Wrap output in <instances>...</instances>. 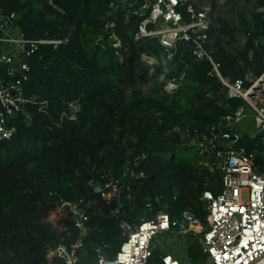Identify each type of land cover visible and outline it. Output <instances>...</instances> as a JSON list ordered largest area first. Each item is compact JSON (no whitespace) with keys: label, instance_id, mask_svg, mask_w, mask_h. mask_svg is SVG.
<instances>
[{"label":"trees","instance_id":"16d2710c","mask_svg":"<svg viewBox=\"0 0 264 264\" xmlns=\"http://www.w3.org/2000/svg\"><path fill=\"white\" fill-rule=\"evenodd\" d=\"M50 1L0 0L3 13L20 15L25 37L68 39L59 46L41 45L33 54L23 88L26 97L37 100L26 103L27 114L8 117L11 138L0 139V264H47L49 248L74 242L78 231L64 207L57 225L47 217L62 202L89 195L92 182L116 179L129 191L122 194L118 216H102L93 200L81 206L87 231L76 264H96V246L113 257L124 240L120 219L133 224L153 216L145 208L148 196L171 200L176 194L170 213L191 208L205 224L199 196L220 191L221 172L213 153L196 138L210 137L209 125L226 130L222 118L247 104L241 98L213 99L221 89L209 74L210 62L196 59L183 43L167 57L155 38L134 40L141 18L131 10L125 19L124 7H110L116 0ZM245 1L253 2L254 11L250 20L241 19L238 30L215 13L216 0H206L214 24L206 48L220 74L231 79L243 78L249 67L256 73L264 64V0ZM226 35L233 52L222 44ZM113 36L120 45L113 46ZM239 36L251 39L255 48L236 46ZM142 54L152 63L143 67ZM139 76L151 81L149 93L136 86ZM171 79L177 87L168 91ZM240 144L255 149L262 162L261 138L244 144L241 137ZM148 264H160L155 247Z\"/></svg>","mask_w":264,"mask_h":264},{"label":"built area","instance_id":"2783aa9c","mask_svg":"<svg viewBox=\"0 0 264 264\" xmlns=\"http://www.w3.org/2000/svg\"><path fill=\"white\" fill-rule=\"evenodd\" d=\"M119 5L125 9V19L131 10L141 18L134 40L155 38L167 57H172L178 44L183 43L196 59L210 62L209 74L218 79L225 98H241L247 104L252 125L264 143V135H260L264 133V70L255 76L250 74L248 78L231 79L220 74L218 62L212 59L206 48L210 42L208 31L214 26L207 6L187 0H116L110 7L115 9ZM260 9L264 10V5ZM19 18L18 13H3L0 9V139L11 138L13 128L7 125L8 117L18 112L27 114L26 103L36 102L25 96L23 88L29 80L33 54L41 45L59 46L68 41L58 37L27 38L18 23ZM113 26L110 22L106 28L110 30ZM113 38L116 40L113 45H120L117 38ZM141 59L152 60L143 54ZM176 87L174 79L165 85L168 91ZM70 110H75V107ZM240 117V112L233 117L225 116L222 125L226 130L212 133L210 137L196 138L213 153V165L221 172L220 191L214 194L204 190L199 196L205 211V224L191 208H183L177 214L170 213V203L176 194L171 200L159 195L148 196L145 208L154 211L153 216L148 219L142 217L133 224L120 219L123 242L111 258L102 253L101 246H96V264H148L154 247L162 249L160 264H185L181 248L184 245L182 241L189 234L199 235L198 241L207 264H264V159L258 162L256 150H248L240 144L241 134L233 128V123ZM97 185L100 198L105 203L116 202L112 216H118L122 194L129 189L116 179H109L103 184L92 182V192ZM82 200L61 203L77 228L78 237L69 245L58 244L49 248L47 264H52L54 257L62 258V264H76L77 250L87 231L88 218L81 208ZM196 225L198 230L194 229ZM164 234L168 235L169 248L165 242L155 244Z\"/></svg>","mask_w":264,"mask_h":264},{"label":"rangeland","instance_id":"374dc122","mask_svg":"<svg viewBox=\"0 0 264 264\" xmlns=\"http://www.w3.org/2000/svg\"><path fill=\"white\" fill-rule=\"evenodd\" d=\"M203 5L209 7L206 4V0L203 1ZM215 13L218 14L220 17L225 18L226 22L229 23L234 29L240 28V21L243 18L244 20H250L251 13L253 10V2H246L245 0H216L215 3ZM259 10V9H258ZM261 10V9H260ZM240 39H238V43L236 46H243V42L245 41L244 37L239 36ZM110 42V40H108ZM222 44L230 51L233 52L235 50V46L231 43L230 36L226 35L224 37H221ZM99 42V41H98ZM101 43V41H100ZM114 46V45H113ZM248 55L251 56V51L248 52ZM144 61L143 67H145L148 64H151L153 60L151 59H143ZM264 64H262L263 67ZM258 69L256 73L253 71L252 67H249V71L255 73L258 75V72H260L263 68ZM251 72H246L245 75L247 77H250ZM261 73V72H260ZM139 75L142 74V71L138 73ZM136 86L143 92V93H149L150 87H151V81L148 79L147 76H139V78L135 82ZM240 112V119L233 123V127L241 134V137L243 138L244 144L246 143H257L258 139H260V136L257 134V130L252 125V119H251V111L247 105H240L238 109L234 112L237 113ZM235 116V114H234ZM233 117V115H232ZM260 141V140H259ZM95 200V198H93ZM63 207L60 205L57 210L52 211L49 213L47 219L49 222H51L54 225H57L58 220L63 215L60 211H63ZM194 228H198V226H195ZM199 235L189 234L187 237H185V240L182 241V244H184L181 248L182 254L184 255V262L185 264H207V258L206 255L202 252L201 245L198 241ZM165 242L166 248H169V240L168 235H163L159 239L155 241V244ZM161 245V244H160ZM157 253L160 255L162 249L160 247H156Z\"/></svg>","mask_w":264,"mask_h":264},{"label":"water","instance_id":"95a60500","mask_svg":"<svg viewBox=\"0 0 264 264\" xmlns=\"http://www.w3.org/2000/svg\"><path fill=\"white\" fill-rule=\"evenodd\" d=\"M101 40H99L100 42ZM243 47L247 48L249 50H252L255 48V43L251 40V39H245L244 43H243ZM225 98L224 93L223 92H218L215 93L213 95V99L215 100H223ZM31 100L32 101H36L37 100V96L36 95H32L31 96ZM26 110V109H25ZM208 129L211 131V133L213 134H217L218 130L213 126V125H209ZM260 135H264L263 132L260 133ZM198 141H200V139H198ZM264 144V143H263ZM98 189V185L95 187V190L93 192H91L89 195L85 196L82 200L81 205H86L90 200H93V198H95V200H93V204L96 206V208L99 210L100 214L104 217H111L112 213H113V209L115 207V201H111L110 203H105L99 195V192L97 191Z\"/></svg>","mask_w":264,"mask_h":264},{"label":"crops","instance_id":"0c3cea01","mask_svg":"<svg viewBox=\"0 0 264 264\" xmlns=\"http://www.w3.org/2000/svg\"><path fill=\"white\" fill-rule=\"evenodd\" d=\"M243 43H244V42H243ZM255 45H256V44H255ZM248 72H251V71H249V70H248ZM251 74H252V75H254V76L256 75V74H255V73H253V72H251ZM259 74H260V73H259ZM244 76L246 77V75H245V74H244ZM247 78H248V77H247Z\"/></svg>","mask_w":264,"mask_h":264},{"label":"bare ground","instance_id":"6f19581e","mask_svg":"<svg viewBox=\"0 0 264 264\" xmlns=\"http://www.w3.org/2000/svg\"><path fill=\"white\" fill-rule=\"evenodd\" d=\"M196 226H198V225H196ZM198 227H199V226H198ZM194 229H196V228H194ZM196 230H198V228H197Z\"/></svg>","mask_w":264,"mask_h":264},{"label":"snow or ice","instance_id":"6c2138e0","mask_svg":"<svg viewBox=\"0 0 264 264\" xmlns=\"http://www.w3.org/2000/svg\"><path fill=\"white\" fill-rule=\"evenodd\" d=\"M145 227H147V225Z\"/></svg>","mask_w":264,"mask_h":264}]
</instances>
